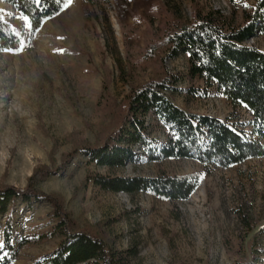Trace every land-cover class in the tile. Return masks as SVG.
Masks as SVG:
<instances>
[{
    "label": "rangeland",
    "instance_id": "374dc122",
    "mask_svg": "<svg viewBox=\"0 0 264 264\" xmlns=\"http://www.w3.org/2000/svg\"><path fill=\"white\" fill-rule=\"evenodd\" d=\"M253 1L237 0L232 6L229 0H161L188 23L196 8L240 17L243 5ZM126 3L131 10L137 7L141 15L126 14L121 20L135 33L128 45L115 0H73L36 33H32L27 18L0 0L5 20L24 49L18 55L0 52V183L23 190L36 168L59 167L75 139L94 144L102 121L98 99L105 83L113 100L121 104L131 86L160 76L163 63L158 59L145 68L131 69V63L141 58L150 29L145 23L143 0ZM156 25L151 30L156 31ZM249 43L264 50L262 36ZM165 66L183 78L179 89L190 86L187 55L166 60ZM196 86L203 88V83ZM171 96L192 113L229 118L249 135L253 131L248 111L234 108L216 87L208 89L203 98H190L184 92ZM146 122L155 147H160L166 142V131L152 116ZM160 171L170 176L201 174L203 179L188 200L174 203L143 193L104 192L87 182V176L104 175L108 170L77 156L65 172L38 186L45 194L58 196L81 228L101 235L118 250L136 249L129 264H232L241 245L255 235L244 241L239 213L264 230V158L208 171L192 159L160 163L144 159L112 172L123 177L155 178ZM51 211L46 202L31 207L17 205L13 215L17 258L13 264H33L53 252L56 246L51 241L20 245L23 239L54 224L49 218ZM4 224L5 217L0 216V259L5 256L1 251ZM257 235L264 246V231Z\"/></svg>",
    "mask_w": 264,
    "mask_h": 264
},
{
    "label": "trees",
    "instance_id": "16d2710c",
    "mask_svg": "<svg viewBox=\"0 0 264 264\" xmlns=\"http://www.w3.org/2000/svg\"><path fill=\"white\" fill-rule=\"evenodd\" d=\"M28 19L32 33L62 13L56 0H5ZM120 22L126 14L140 15L130 9L127 0H115ZM196 3V0H191ZM146 7L145 23L150 32L140 60L131 63V69L147 67L158 59L160 76L143 84L131 86L130 92L117 104L104 84L99 94L97 111L102 121L94 144L79 138L74 140L72 151L62 158L55 168L38 167L28 179L25 189L0 183V216L5 217L1 251L5 256L0 264H13L17 251L13 242V223L17 205L31 207L46 202L52 207L49 214L54 223L46 231L21 246L55 243L52 253L37 259L33 264H129L136 249L118 250L106 238L88 228H81L72 214L64 208L62 200L45 194L39 184L52 175L66 171L70 163L82 156L87 164L108 170L107 174L89 173L87 182L101 191L128 195L148 194L162 202L186 201L199 186L201 174L170 176L160 171L157 177H123L112 171L124 168L131 161L149 159L160 163L165 160L192 159L205 171L214 167L229 168L250 159L264 158V50L250 41L264 37V0H254L248 8L240 9V17L210 9H195L191 21L182 22L176 13L164 6L161 0H143ZM234 6L233 0H229ZM6 12L0 9V52L5 47L21 46V39L12 25L5 20ZM141 16V15H140ZM125 43L135 34L121 22ZM156 25V31L151 30ZM130 53L128 52V57ZM187 55V89H179L183 80L166 66V60ZM202 82L203 88L196 83ZM216 87L234 107H243L252 117L251 135L229 118L221 120L209 115L192 113L179 106L171 96L184 92L190 98H203L207 90ZM152 116L166 131V142L155 147L146 118ZM77 136V134H75ZM139 150V155L138 151ZM244 241L238 259L232 264H264V246L257 227L246 215L240 214ZM243 237V238H244ZM243 241V240H242Z\"/></svg>",
    "mask_w": 264,
    "mask_h": 264
},
{
    "label": "snow or ice",
    "instance_id": "6c2138e0",
    "mask_svg": "<svg viewBox=\"0 0 264 264\" xmlns=\"http://www.w3.org/2000/svg\"><path fill=\"white\" fill-rule=\"evenodd\" d=\"M36 3H40V0H35ZM237 0H233V3H236ZM56 3L58 5H62V11L64 9H67L68 7H70L73 3V0H56ZM244 8H248L249 5L247 3H245L243 5ZM23 46H11V47H5L3 49V51H5L6 53L8 54H11V55H18L20 54L22 51H23ZM62 51V50H61ZM200 179H203V177L201 176Z\"/></svg>",
    "mask_w": 264,
    "mask_h": 264
}]
</instances>
